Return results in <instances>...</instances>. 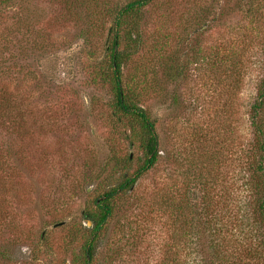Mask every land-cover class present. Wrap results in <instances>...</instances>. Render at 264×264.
I'll return each instance as SVG.
<instances>
[{
	"label": "rangeland",
	"instance_id": "374dc122",
	"mask_svg": "<svg viewBox=\"0 0 264 264\" xmlns=\"http://www.w3.org/2000/svg\"><path fill=\"white\" fill-rule=\"evenodd\" d=\"M28 1L0 22V37H10L0 75V248L13 256L0 264H71L81 246L67 247V234L87 225L82 214L95 207L93 197L122 181L124 171L110 179L103 166L130 155L135 168L141 157L88 67L106 59L115 14L131 0H30L36 24L26 44L12 28ZM246 1L153 0L141 44L132 51L124 44V83L156 78V92L144 99L157 117L161 157L107 224L99 264L119 239L116 264H158L166 243L174 251L192 244V228H223L234 233L235 248L250 244L251 226L239 231L238 218L243 160L253 147L249 112L264 74L257 43L264 22L260 35L241 30L252 19ZM229 4L237 7L226 18ZM35 40L48 47L32 49ZM171 67L179 74L167 81Z\"/></svg>",
	"mask_w": 264,
	"mask_h": 264
},
{
	"label": "trees",
	"instance_id": "16d2710c",
	"mask_svg": "<svg viewBox=\"0 0 264 264\" xmlns=\"http://www.w3.org/2000/svg\"><path fill=\"white\" fill-rule=\"evenodd\" d=\"M19 1L25 0H0V22L6 19L7 13L14 9ZM30 2V0L27 3L23 2L24 5L22 6L26 10L23 9L22 16L16 18L17 20L12 28L14 35L16 32L22 34L20 36L26 44L30 40L29 34L36 24L33 22V18L35 19L36 16L29 14L30 9L27 4ZM152 2L153 0H131L117 10L111 37L104 46L106 59L99 62L92 60L88 63L91 80L94 83L103 84L110 91L109 105L118 121L123 124L124 128L121 130L123 136L128 140L130 146L137 149L141 157L135 168L132 166L133 158L130 155L126 157L116 155L108 164L103 166V170L109 175L107 177H110V179L118 171H121V173L124 171L122 181L116 186H111L102 194L93 197L95 207L85 210L82 214L83 217L86 216L87 225L82 222L67 234V247L70 245L72 247L75 243V245L79 244L81 246L80 252L73 254L71 264H99V248L108 234L107 224L118 215L122 204L126 200L135 197V185L157 166L161 157L157 117L154 116L151 107L146 106V100L144 99L146 94L156 92V78L145 73L141 76H133L127 83H124L122 77L125 57L130 55L127 48L132 51L133 47L141 44L140 34L145 17L144 12ZM244 5L246 6V13L252 19L247 24V27L250 28H241V30L247 31V33L256 30L260 35L259 26L263 25L264 22V0H247ZM226 7V13L222 11V14L223 17L227 18L235 11L237 6L233 5L231 7V4H229ZM249 35L252 36L253 34ZM9 39L8 36L0 37V75L7 72V70H4L1 57L6 49L2 41L7 44L10 42ZM84 40L86 45L90 41L88 36ZM45 41L35 40L30 47L44 50L48 47ZM257 43L264 71V38L259 37ZM124 44L127 45V48L124 47ZM86 53L94 55V52L89 49ZM172 67L168 73H165L164 77L167 81L175 80L179 74ZM4 99L6 98L3 94L0 100ZM249 113L253 133V147L247 152L248 158L245 159V156L243 160L242 187L245 195L243 204L240 207L242 215L238 218V229L242 231L241 228L245 229V227L251 226L252 230L245 234L246 239L251 237L250 244L235 248L234 233H230V230H223V228H213V226L209 228H192L194 230L190 235L193 240L192 244L189 247L179 245L174 251V248H168L166 243L164 245L166 247L164 257L158 264H264V74L258 84L257 95ZM171 207L172 205L166 204V209H172ZM208 223L210 225L211 222ZM134 229L136 228H129V232ZM182 234V237L185 238L188 232ZM129 237L132 238L131 246L136 248L138 244L135 234L130 233ZM122 241L121 239L115 241L117 250H113L112 256L106 264H116L121 255ZM1 248L0 256L12 260V254L8 253L9 247L4 246ZM184 249L186 250L185 254L181 252Z\"/></svg>",
	"mask_w": 264,
	"mask_h": 264
},
{
	"label": "water",
	"instance_id": "95a60500",
	"mask_svg": "<svg viewBox=\"0 0 264 264\" xmlns=\"http://www.w3.org/2000/svg\"><path fill=\"white\" fill-rule=\"evenodd\" d=\"M62 223H64V222H59V223H57L56 225H58V224L60 225V224H62Z\"/></svg>",
	"mask_w": 264,
	"mask_h": 264
}]
</instances>
